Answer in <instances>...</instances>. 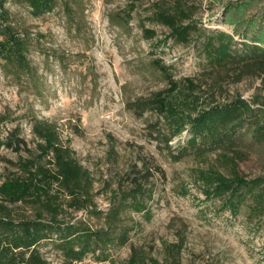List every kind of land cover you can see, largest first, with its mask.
<instances>
[{
	"label": "rangeland",
	"instance_id": "1",
	"mask_svg": "<svg viewBox=\"0 0 264 264\" xmlns=\"http://www.w3.org/2000/svg\"><path fill=\"white\" fill-rule=\"evenodd\" d=\"M174 2L57 0L53 11L40 17L32 16L27 5L15 0L5 5L8 19L4 24L25 40L28 68L20 70L0 57V140L16 127L28 148L34 149L32 124L45 121L55 126L63 144L94 179L95 202L102 212L131 168L146 163L154 175L150 221L126 213L139 225L125 247L112 251V263L97 262L90 255L77 264H128L132 247L142 249L158 264H264L262 220L251 221L245 206L233 216L220 201L206 200L194 183L198 169L230 172V163L223 164L220 151L174 162L164 145L154 140L164 134L156 114L138 115L136 111L137 100L167 85L166 77L153 65L155 60L174 79L194 78L205 86L209 80L201 44L206 32L233 34L234 28L224 25V7L240 0H183L199 31H193L189 43L172 38L163 43L169 30L152 22L151 16L156 5L171 7ZM255 12L249 10L245 20H252ZM246 21L238 30L247 36L253 27ZM258 25L259 20L256 28ZM145 30L155 35L151 37ZM235 41L240 44L243 38L236 36ZM223 86L225 93L211 106L240 98L253 105L258 120L264 118V109L262 112L254 103L264 101L259 78L246 77ZM188 139L185 131L169 145L184 144ZM246 139L251 144L235 157L236 170L249 179L264 178V142H251L247 134ZM6 160L15 163L18 155L1 147L0 180L16 171ZM64 207L66 219L84 218L92 226L98 224L84 213ZM166 245H180L178 262L167 256ZM40 250L49 264H61L60 254L50 244Z\"/></svg>",
	"mask_w": 264,
	"mask_h": 264
},
{
	"label": "trees",
	"instance_id": "2",
	"mask_svg": "<svg viewBox=\"0 0 264 264\" xmlns=\"http://www.w3.org/2000/svg\"><path fill=\"white\" fill-rule=\"evenodd\" d=\"M7 1L0 0V57L25 70L28 68L26 42L11 26L4 24L8 19ZM15 1L27 5L34 17L52 12L57 2ZM182 1L175 0L171 7L166 4L154 7L152 22L169 30L163 43L170 38L189 43L193 31H199ZM224 10V25L233 27V34L220 30L206 32L201 44L207 63L206 80H209L205 86L194 78L174 79L157 59L153 65L166 77L167 85L151 96L137 100L135 107L138 115L145 112L156 114L164 134L155 136L154 140L164 145L174 162L220 151L223 164L230 163V172L213 167L198 169L194 171V183L206 200L220 201L223 209L229 210L233 216L245 206L247 217L251 221L262 220V225L264 178L249 179L237 172L235 157L251 144L246 134L250 135L251 142H264V118L258 120L253 105L240 98L230 103L211 104L223 96V85L227 83L257 77L264 87V26H260L264 23V0L227 3ZM249 10L256 12L252 20L246 21L244 17ZM258 20L259 28H256ZM245 21L253 27L249 31L252 36L238 30ZM145 33L151 37L155 35L152 30H145ZM236 36L243 38L240 44L235 41ZM254 103L260 105L258 109L263 112L264 101L258 99ZM245 126L246 132H241ZM185 131L189 139L184 144L169 145ZM31 133L35 140L34 149L28 148L16 127L0 140V148L5 147L18 155L15 163L6 160L16 169L15 173L0 180V264H49L40 250L41 246L48 244L60 254L61 264H77L90 255L97 262L112 263V251L125 247L131 231L139 225L126 213L140 214L146 222L151 219L149 203L155 186L150 166L142 163L141 168H131L124 176L123 186L113 192L107 210L102 212L95 202L94 179L74 158L72 150L63 144L55 126L35 121ZM64 206L73 213H84L98 224L92 226L84 218L66 219L63 217ZM20 208L24 211H18ZM165 250L169 258L178 262L180 245H166ZM262 254L264 258V243ZM128 264L158 263L142 249L132 247Z\"/></svg>",
	"mask_w": 264,
	"mask_h": 264
}]
</instances>
